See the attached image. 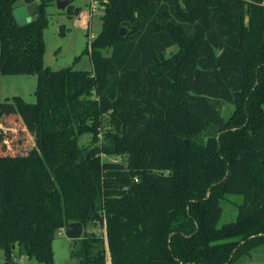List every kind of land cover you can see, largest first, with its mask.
<instances>
[{
  "label": "trees",
  "instance_id": "16d2710c",
  "mask_svg": "<svg viewBox=\"0 0 264 264\" xmlns=\"http://www.w3.org/2000/svg\"><path fill=\"white\" fill-rule=\"evenodd\" d=\"M21 1L0 0V71L36 75L37 101L0 103V264H55L75 222L79 264H106V246L113 264H232L263 246L264 0H97L91 71L46 67L49 0L25 26ZM228 195L244 201L219 227Z\"/></svg>",
  "mask_w": 264,
  "mask_h": 264
},
{
  "label": "rangeland",
  "instance_id": "374dc122",
  "mask_svg": "<svg viewBox=\"0 0 264 264\" xmlns=\"http://www.w3.org/2000/svg\"><path fill=\"white\" fill-rule=\"evenodd\" d=\"M93 0H74L70 9L60 11L57 6L58 0H49L47 6L48 24L44 29L45 53L44 65L54 71L72 67L75 70L91 71L93 69L91 58L85 53L91 41L101 32L103 23L104 6L99 1L97 12H92ZM41 3V0H33L29 7L34 11ZM21 1L18 5H22ZM34 12H30L33 17ZM175 49L168 51L171 55ZM105 55L109 52L104 51ZM37 89L36 75H4L0 71V103L13 102L15 97H20L28 104H35L37 101L35 91ZM232 111L229 104L224 105L222 113L227 118ZM1 126V125H0ZM209 133H213L212 130ZM22 134L18 136L21 138ZM80 143L91 146L92 135H85ZM121 157L102 155V160L119 161ZM244 198L237 195H228L222 202L223 215L219 227L236 221L239 213V206ZM96 227L101 237L105 235L104 224L90 225L89 231ZM86 231V230H85ZM78 241L69 239L65 232L59 231L53 242L55 264H79V260L72 258V251L76 248ZM108 249V247L106 246ZM0 257L3 258L0 251ZM250 261H264V245L251 252L232 264H246ZM25 264H38L36 261Z\"/></svg>",
  "mask_w": 264,
  "mask_h": 264
},
{
  "label": "water",
  "instance_id": "95a60500",
  "mask_svg": "<svg viewBox=\"0 0 264 264\" xmlns=\"http://www.w3.org/2000/svg\"><path fill=\"white\" fill-rule=\"evenodd\" d=\"M73 2L74 0H58V9L65 11ZM13 16L19 26H25L31 21V15L26 5L17 6L13 11ZM120 35L125 37L127 30L125 28L121 29ZM84 232V226L78 222L72 223L65 228V235L71 240H81Z\"/></svg>",
  "mask_w": 264,
  "mask_h": 264
},
{
  "label": "built area",
  "instance_id": "2783aa9c",
  "mask_svg": "<svg viewBox=\"0 0 264 264\" xmlns=\"http://www.w3.org/2000/svg\"><path fill=\"white\" fill-rule=\"evenodd\" d=\"M94 4L92 5V12L94 13V12H97L98 11V6H99V1H97V0H93L92 1ZM60 231H63V232H65V228L64 229H61ZM19 261H20V263H22V264H24L25 263V258H19L18 259ZM3 262V258H1L0 257V263H2ZM106 264H113L112 263V259H111V255H110V252H109V250L107 249V253H106Z\"/></svg>",
  "mask_w": 264,
  "mask_h": 264
},
{
  "label": "crops",
  "instance_id": "0c3cea01",
  "mask_svg": "<svg viewBox=\"0 0 264 264\" xmlns=\"http://www.w3.org/2000/svg\"><path fill=\"white\" fill-rule=\"evenodd\" d=\"M23 5V4H22ZM27 8H28V10H29V12H31L30 11V9H29V7L28 6H26ZM31 15V14H30ZM31 19H33V17H32V15H31ZM257 250V249H256ZM255 251V250H254ZM246 264H264V261H250V262H248V263H246Z\"/></svg>",
  "mask_w": 264,
  "mask_h": 264
}]
</instances>
